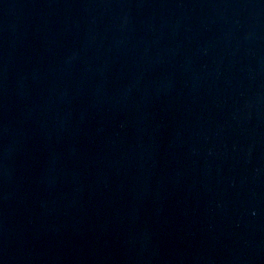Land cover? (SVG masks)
<instances>
[{
  "label": "water",
  "instance_id": "obj_1",
  "mask_svg": "<svg viewBox=\"0 0 264 264\" xmlns=\"http://www.w3.org/2000/svg\"><path fill=\"white\" fill-rule=\"evenodd\" d=\"M0 264H264V0H0Z\"/></svg>",
  "mask_w": 264,
  "mask_h": 264
}]
</instances>
